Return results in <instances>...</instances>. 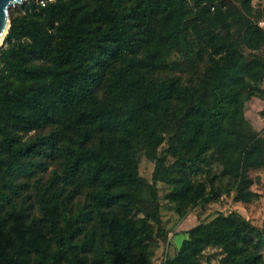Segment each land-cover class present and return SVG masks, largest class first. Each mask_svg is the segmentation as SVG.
<instances>
[{"label": "trees", "instance_id": "obj_1", "mask_svg": "<svg viewBox=\"0 0 264 264\" xmlns=\"http://www.w3.org/2000/svg\"><path fill=\"white\" fill-rule=\"evenodd\" d=\"M253 8L252 0L11 7L0 48V264H153L154 183L171 187L181 214L209 204L215 179L197 182L187 170L214 158L232 162L237 200L251 202L247 172L264 169V140L244 117L264 80V9ZM141 153L156 162L152 184L140 176ZM53 161L61 172L44 180ZM78 197L86 204L74 212ZM211 247L220 264H264V221L219 214L190 229L164 264H203Z\"/></svg>", "mask_w": 264, "mask_h": 264}, {"label": "rangeland", "instance_id": "obj_2", "mask_svg": "<svg viewBox=\"0 0 264 264\" xmlns=\"http://www.w3.org/2000/svg\"><path fill=\"white\" fill-rule=\"evenodd\" d=\"M252 4L253 9L256 11L264 9V0H252ZM20 5L13 6L12 11L16 12L17 7ZM262 18L264 19V13L262 14ZM4 44L5 40L1 47ZM245 49H247L245 50L246 54L250 55L252 53L247 47ZM175 76L182 77L185 83L189 82V77L186 75L176 73ZM254 87L252 96L244 104V117L246 123L250 126L248 128L249 134L254 133L259 139L264 140V80L254 83ZM166 148L167 146L164 144L159 149V154ZM258 155L264 158V144L261 145ZM171 162H173V159L168 158L167 163ZM155 166L156 162L146 157L144 153L139 155L140 176L150 184L154 183L153 174ZM55 172H61V165L59 162L53 161L49 169L42 176L44 180H47ZM187 174L193 180L208 185L211 183V180L215 179L217 197L209 204L200 203L183 207L181 209L183 214H181L178 212L179 209L176 204L170 202L167 198L171 187L161 181L154 183L161 203V224L155 226L159 233V239L158 244L153 247L155 252L153 264H164V261L172 258L181 247L183 240L187 238V233L190 229L199 223L212 221L219 214L229 216L239 215L243 220L259 228L264 221V169H250L247 172V176L252 181L250 191L255 195L249 203H242L237 200L236 187L238 179L235 175L232 162L223 157L214 158L207 165H192L188 168ZM31 203L30 209L32 215L42 218L38 205L33 198L28 201V204ZM85 204V198L78 197L73 199L70 207L75 212ZM261 253L264 258V249ZM221 258V250L216 247L208 248L201 256L203 264H220Z\"/></svg>", "mask_w": 264, "mask_h": 264}, {"label": "water", "instance_id": "obj_3", "mask_svg": "<svg viewBox=\"0 0 264 264\" xmlns=\"http://www.w3.org/2000/svg\"><path fill=\"white\" fill-rule=\"evenodd\" d=\"M26 1H29V0H0V39L2 37V33H3V30L7 22H9V28H10V9L11 7L18 5V4H23Z\"/></svg>", "mask_w": 264, "mask_h": 264}, {"label": "bare ground", "instance_id": "obj_4", "mask_svg": "<svg viewBox=\"0 0 264 264\" xmlns=\"http://www.w3.org/2000/svg\"><path fill=\"white\" fill-rule=\"evenodd\" d=\"M8 30H9V22H7V24H6V26H5L4 30H3L2 37L0 39V47L2 46V44H3L4 40H5V37L7 35Z\"/></svg>", "mask_w": 264, "mask_h": 264}, {"label": "built area", "instance_id": "obj_5", "mask_svg": "<svg viewBox=\"0 0 264 264\" xmlns=\"http://www.w3.org/2000/svg\"><path fill=\"white\" fill-rule=\"evenodd\" d=\"M259 25H260V27L264 28V21H261V22L259 23Z\"/></svg>", "mask_w": 264, "mask_h": 264}]
</instances>
